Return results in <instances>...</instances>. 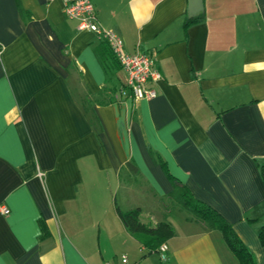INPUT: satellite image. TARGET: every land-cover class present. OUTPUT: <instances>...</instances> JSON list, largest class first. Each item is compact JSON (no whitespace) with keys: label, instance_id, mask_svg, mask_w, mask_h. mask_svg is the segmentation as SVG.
I'll list each match as a JSON object with an SVG mask.
<instances>
[{"label":"crops","instance_id":"1","mask_svg":"<svg viewBox=\"0 0 264 264\" xmlns=\"http://www.w3.org/2000/svg\"><path fill=\"white\" fill-rule=\"evenodd\" d=\"M92 1L153 58L157 95L121 94L127 73L63 0H0V264H240L173 205L172 177L264 264V0H203L195 17L190 0ZM136 208L173 225L165 261L121 220Z\"/></svg>","mask_w":264,"mask_h":264},{"label":"trees","instance_id":"2","mask_svg":"<svg viewBox=\"0 0 264 264\" xmlns=\"http://www.w3.org/2000/svg\"><path fill=\"white\" fill-rule=\"evenodd\" d=\"M102 42L106 45L98 49L99 54L102 56H111V58L114 59L111 60L112 64H109L108 61L110 67H112L115 62L120 66L110 46L105 41ZM125 88L126 86L123 84L122 89ZM108 91L113 93V88L111 89V87H109ZM114 99L115 98L111 97L109 101H113ZM260 168L264 181V161L261 163ZM172 180L174 188L169 194V199L173 202V205L187 210L197 220L206 223L209 227L218 229L223 234L228 247L236 255L240 264H257L255 255L244 244L235 231L232 223L227 221L219 212L209 205L195 198L191 190L181 181L174 177H172ZM118 213L128 231L137 236L151 251L158 252L159 247L167 243L175 233L173 225L169 222H160L156 226L143 223L140 218V208L128 211L118 209ZM258 236L261 244L264 246V225L260 229Z\"/></svg>","mask_w":264,"mask_h":264},{"label":"built area","instance_id":"3","mask_svg":"<svg viewBox=\"0 0 264 264\" xmlns=\"http://www.w3.org/2000/svg\"><path fill=\"white\" fill-rule=\"evenodd\" d=\"M64 12L79 21L80 30L93 32L99 40L109 44L121 68L127 73L126 88L121 90L122 95H128L134 100L154 98L157 94L155 89L147 88L146 83L150 80L161 79V73L155 68L153 58L144 52L129 53L124 49V42L119 34L112 29L103 27L99 20L95 4L92 0H63ZM1 53V48H0ZM0 210L7 214L9 209L0 206ZM167 243L159 247V256L165 261L168 256ZM122 264H132L127 255H122Z\"/></svg>","mask_w":264,"mask_h":264},{"label":"water","instance_id":"4","mask_svg":"<svg viewBox=\"0 0 264 264\" xmlns=\"http://www.w3.org/2000/svg\"><path fill=\"white\" fill-rule=\"evenodd\" d=\"M203 0H190L189 17H195L203 12Z\"/></svg>","mask_w":264,"mask_h":264},{"label":"rangeland","instance_id":"5","mask_svg":"<svg viewBox=\"0 0 264 264\" xmlns=\"http://www.w3.org/2000/svg\"><path fill=\"white\" fill-rule=\"evenodd\" d=\"M181 214H186V211H183Z\"/></svg>","mask_w":264,"mask_h":264}]
</instances>
